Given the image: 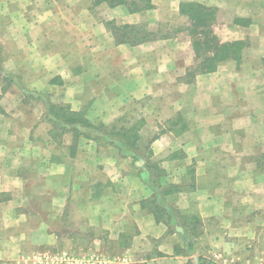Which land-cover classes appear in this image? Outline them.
<instances>
[{
  "label": "crops",
  "instance_id": "1",
  "mask_svg": "<svg viewBox=\"0 0 264 264\" xmlns=\"http://www.w3.org/2000/svg\"><path fill=\"white\" fill-rule=\"evenodd\" d=\"M158 1L152 3L160 5ZM176 1L180 7L194 2L231 12L258 7L257 0ZM0 4L8 6L3 19H13L11 34L0 44L10 49L11 68L32 73L28 79L32 87L53 86L52 79L62 75L72 60L59 55L49 65L48 55L41 58L35 50H20L23 42L46 41L49 34L44 29L52 18L43 14L42 6L38 12L37 0H0ZM54 5L68 6L64 1L47 3L48 8ZM156 11L149 10L141 17L158 21L161 16ZM67 19L79 22L78 29L85 36L106 37L110 46L103 51L121 57L118 65L100 61L95 65V59L89 58L92 66L69 78L70 83L76 81L75 90L90 78L95 79L96 91L116 86L107 96L104 117L100 115L107 120L142 109L140 103L146 101L148 119L159 132L141 160L121 155L113 144L94 148L92 143L77 141L72 132L64 134L66 151L58 160L36 158L37 147L29 136L32 146L18 144L11 150L17 153L11 154L10 163L1 160L2 166L9 163L17 170L23 168L26 176H14L11 199L0 201V264H59L41 257L47 252L55 255L54 250L63 243L66 248L91 249L87 251L90 255L67 249L79 259L62 264H186L190 259L195 264H253L264 259V250L258 247V232L264 230V204H258L263 208L257 210L256 203L264 199L260 189L264 188V66L246 61L251 48L242 54L243 61L239 57L238 61L219 63L214 71L198 68L194 72L199 61L195 67L194 58L176 56V48L169 55L154 46L161 41L128 47L109 34H100L93 16L69 15ZM85 22L90 24L86 32ZM61 35L68 43L74 40L72 33ZM263 37L264 33L260 40ZM218 38L239 41L244 33L236 30ZM256 48L264 56V46ZM151 53L159 62L148 69L146 61H155ZM130 57L137 62L131 63ZM125 76L132 79L130 83L124 82ZM21 101L14 89L1 93L0 152L4 141L15 145L11 133L27 112ZM97 116L90 119L95 122ZM32 129L25 127L23 132L30 135ZM40 178L41 182L36 180ZM244 207L251 209L255 218L249 223L255 244L249 255L245 235L239 232ZM182 218L186 220L184 228L179 226ZM179 230H198L201 236L192 251L180 237L185 255L178 249ZM43 247L46 249L40 250Z\"/></svg>",
  "mask_w": 264,
  "mask_h": 264
},
{
  "label": "rangeland",
  "instance_id": "2",
  "mask_svg": "<svg viewBox=\"0 0 264 264\" xmlns=\"http://www.w3.org/2000/svg\"><path fill=\"white\" fill-rule=\"evenodd\" d=\"M58 1H64L66 5L68 4V6L59 7L58 5H54L53 7H47V3L50 4L52 2ZM110 1L111 0H108L106 2L103 0H37L38 4H40L39 7L36 8L38 9V12L42 11V6L43 14H49L50 18H52L53 20L48 21L44 29L45 31H47V34H49V37L47 39V37L45 36L44 39L46 41L41 42H23L20 45V50H35V52L40 55L41 58L44 55H48L49 65L52 64V58H55L59 55L68 56V58L72 60L68 68L66 70L64 69L65 72L63 71L62 75L58 74L52 79L54 85L51 87L37 88L30 86L28 79L31 78L32 73H29L26 69L23 68H11L13 65L11 63L12 57L10 49L4 48L3 45L1 46L2 48L0 47V68L3 71L0 72V95L2 93L3 87H6L7 90L14 89L15 92H17V95L22 98L21 102L22 107H24L23 110L27 111L24 113L25 118H22L23 122H21V120H17L15 130H13V132L11 133V138L14 140L13 142L15 145H12L9 140L8 142L4 141L2 144V152H0V199H2V201H8L12 197V189L14 187V185L12 184V178L17 174L24 177L26 176V171L23 168H19L17 170L16 167H12V165L9 164L12 160L11 154H14L13 156H16L17 153L16 149L13 153L11 152V150L14 149L16 146L18 147V144L25 145L24 142H27L29 146H32V143H34V146L37 147L35 155L36 158H40L42 156V159L54 158L55 160H58L59 158L63 157V154L66 151V148L62 146V144L64 143V135L60 138L57 136L59 132V126L54 125L50 121V116H48V114L52 117L58 116L65 119L66 117L70 116L72 112L81 113L82 117L86 119L88 118L90 121L95 123L96 125L94 126L103 125V133L108 136V138L95 137L99 138L97 140H87L83 137H80L79 140H81V142L87 141V144L92 143V147L94 148L96 146H101L105 143L110 144L109 142L111 140L113 142H118L119 146V142H123L122 144L125 145V148H132V150L134 149V158L136 160H141L142 158H144V156L146 155L145 148H150L149 145L151 144V141L154 139V137H156L159 132L157 126L153 125V123L150 122V120L148 119L149 114L146 112L145 108L147 104L146 101L140 103L142 105V109H136L134 110L135 112L131 111L130 114L128 113L115 120H107L101 118L100 115L104 117L105 113H103L102 111L106 110L105 103L107 96L108 94H112V89H117L116 86L114 88H112L111 86L102 92L96 91L94 89L95 79L90 78L81 81L79 84L80 88L75 90L74 83L76 81H72L70 83V79H74V76L76 77L78 73H80L84 68H90L92 66V60L90 62L89 58L95 59V65L96 61L104 63L110 62L111 64L116 63V65H118L121 64V57L120 54L117 52H113L112 54L109 52L108 54L107 52L103 51L105 47L110 46V41L108 43L106 37L101 36L100 38L96 39L95 35L91 38L85 36L86 33L81 34L80 30L78 29L79 22H76V20L70 21L67 19V16H93L97 19V24H94V27L98 26L97 31L103 35L109 34L113 38L114 36L111 30V26L113 25L112 23H114L115 26L135 25L142 27L143 25H147L149 29L157 30L156 32L158 33L159 37L164 34L166 35V37L164 38H158L154 40L161 41L160 43H156V45L154 46H157L160 50H165V52L169 51V55L171 49L176 48L177 50H179V54L177 53L176 56L184 59L193 57L194 65L196 67L195 62L198 61L195 57L196 41L191 39L192 33L195 32L193 31V29L195 28V22L191 18V13L195 12V8L188 7V9L186 10L189 12V15H187L181 13V7L177 6L176 0H157L158 2H160V5L157 6L152 3L153 0H128L127 3H131L132 5L129 7L127 5H118L112 7L108 4V2ZM257 2L258 7H255L254 5L253 9H251V6H249L250 8L246 7L237 12H231L216 5L207 6L211 9V12L209 13V15L206 16L210 22L207 23L205 27H207L211 33H214L215 36L218 37L219 34L224 33L229 34L236 30L244 33V39L239 41L224 42L222 41V39H218L221 42V44L219 45H225L224 48L228 53L227 58L221 63H229V61L231 60L243 61L242 54L248 52V49L251 48V55L246 56V61L253 65L261 64L264 66V56L260 55V53L257 52L258 50L256 48L264 46V37L260 40L261 34L264 33V0H257ZM134 4L142 8L140 10H136V6H134ZM50 8L51 10H48ZM132 9H135V11ZM149 10H157L156 12L161 16V19H158V21H149L141 17L142 14H145V12ZM7 11L8 6H2L0 4V44H2V39H6L12 32L11 26L13 19L11 17L3 19V17L8 14ZM254 18H256V21L252 22V19L254 20ZM130 21L131 23H128ZM83 28L86 32L88 29H90V24L88 22H85ZM39 30L42 32V26L39 27ZM201 30H205L204 27H202ZM61 32L63 34L72 33V35L74 36V40L68 43L67 39L61 35ZM6 42L10 43V39L6 40ZM127 46L133 47L130 45ZM213 52L214 51L209 52V55H212ZM206 54L208 53L205 51V56H203L204 59L208 58ZM152 56H154L155 61L150 62L151 64L146 61V68L148 69H152L151 66H154L156 62H159L158 57L154 53H151V57ZM239 57L240 59H238ZM131 58L132 57H130L131 63L137 62L136 59ZM124 61H126V59H124ZM196 71H198V66L194 69V72ZM5 74H11L13 76V79H5L7 77L5 76ZM152 76H154V73ZM124 79V82L126 83H130L132 80L131 78L126 76ZM64 85L66 86L64 87ZM123 94L125 96L127 95L126 93ZM65 106H69L70 108H66ZM50 110L52 113L50 112ZM90 116H92L93 119H95L97 116L99 121L97 120L94 122L93 119H90ZM25 127L33 128L30 131V135L25 131L23 132V128ZM85 132L90 134L91 136L92 134L96 135V133H93V131L90 132L87 129H85ZM28 136L31 138L32 143L29 141L30 138L29 140L27 139ZM4 144H7V146L10 148L7 149L3 147ZM7 153L10 154V157L6 156ZM2 159L9 163H6L2 166ZM36 180H38L39 182L42 181L41 178ZM260 189L264 191V188ZM263 200V198H259L256 202L257 205L264 204ZM249 202L250 201L248 200L246 204L248 205ZM261 205L257 206V210H261L263 208ZM35 206H37L36 202ZM247 207H249V205ZM247 207H244L242 210L241 218L243 220V227L241 230H239V232H242L245 235L243 236L245 238L244 244L246 247V252L248 253V251L253 246H255V244L252 243L251 240L252 229L249 225V223L252 222L255 218L252 217V210L248 209ZM185 222L186 220H184L183 218L179 219V226H182L181 228H184V226L186 225ZM25 227L26 224L24 225V228ZM189 232L192 233L194 231L191 230ZM173 233H175V230H173ZM196 233H198L199 235L198 230H196ZM198 235H194V238L196 239L195 242L197 244L199 242V239L201 238V236ZM258 235V247L264 250V230L262 231L260 229ZM178 237L181 240L178 249L181 254L185 255L187 251L186 248L181 247L183 244V241L181 239L182 237L180 234ZM64 244L65 243H63L62 246L60 245L56 247V249L54 250L56 252L55 255H53L51 252H47L44 253L41 258H44V260H49L53 258L57 262L60 261L59 264L67 262L71 263L75 262V260L79 258H77L78 256L75 254L66 252L67 249L76 254L81 252V250H83V252H87L91 249L89 247L78 248L74 246L66 248V244ZM45 249L46 248L44 247L40 248V250ZM47 249L49 250V248ZM89 252H87L88 255H90ZM36 264H41V262L37 261ZM186 264H195V262H193V259H190ZM231 264L243 263L236 261L232 262ZM253 264H264V259L253 261Z\"/></svg>",
  "mask_w": 264,
  "mask_h": 264
},
{
  "label": "trees",
  "instance_id": "3",
  "mask_svg": "<svg viewBox=\"0 0 264 264\" xmlns=\"http://www.w3.org/2000/svg\"><path fill=\"white\" fill-rule=\"evenodd\" d=\"M108 1V0H103ZM125 0H116V1H110L108 2L109 6L115 7L118 5H127L132 6L131 3H127ZM133 4V2H132ZM134 6H136L134 4ZM188 7L195 8V12L191 13V18L195 22V28L192 33V40L196 41V58L199 61L198 68L203 71H214V69L217 68L218 64L224 61L227 58V51L224 48L225 45H219L221 42L218 40L219 38L214 35V33H211L205 25L209 23L210 21L207 19V15L211 12V9L207 6L196 4L194 2L191 3H182L181 5V13L189 15ZM142 7L136 6V10H140ZM131 9V8H130ZM135 11V9H132ZM111 26V30L113 32V36L118 44H126L130 46H136L145 42L154 41L158 38H164L166 35H162L159 37L157 30L149 29L147 25L135 26V25H120L115 26L114 23ZM202 27H204L205 30H201ZM198 29V31H197ZM197 32V33H196ZM205 51L208 53L206 54L208 58L204 59L203 56H205ZM213 52L212 55H209V52ZM0 55H1V48H0ZM225 56V57H224ZM0 72H3L0 68ZM7 76L5 79L12 80L13 76L11 74H5ZM6 87L2 88V93L6 92ZM1 98V95H0ZM66 108H70L69 106H65ZM0 111L2 109L0 108ZM51 112V110H50ZM52 113V112H51ZM50 116V121L54 125L59 126V132L58 137H62L65 133L72 132L75 134V137L77 138V141L80 139V137H83L87 140H97L100 138H108V136L103 133V125L100 126H94L96 125L92 121H90L88 118H84L81 116V113L72 112L70 116L64 118L58 117V116ZM85 129L89 130L90 132L93 131V133H96V135L92 136L85 132ZM110 144H116V147L119 148L121 155H134L135 153L132 149L125 148V145H123V142H119L120 146L118 145V142H113L112 140L109 142ZM118 145V146H117ZM2 201V199H0ZM179 234L184 237L185 242L188 244V248L190 251L194 250L195 247V241L194 235L197 236L198 233L192 232L190 233L187 230H180Z\"/></svg>",
  "mask_w": 264,
  "mask_h": 264
}]
</instances>
